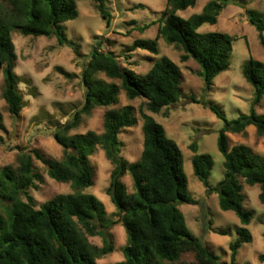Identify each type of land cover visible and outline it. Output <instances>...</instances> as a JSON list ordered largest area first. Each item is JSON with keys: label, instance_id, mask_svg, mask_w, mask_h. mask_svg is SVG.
I'll return each mask as SVG.
<instances>
[{"label": "trees", "instance_id": "obj_1", "mask_svg": "<svg viewBox=\"0 0 264 264\" xmlns=\"http://www.w3.org/2000/svg\"><path fill=\"white\" fill-rule=\"evenodd\" d=\"M96 2L103 18L109 21L111 15L105 0ZM233 2L209 0L201 13L185 19L179 12L195 8L198 0H168L157 38L136 40L131 51L141 49L159 55V40L163 39L183 53V63L190 60L198 63L200 76L209 91L214 80L231 66L234 39L225 33H200L199 30L206 24H217L222 10ZM78 17L74 0H0V67L4 68L5 78L2 96L11 116L20 117L25 108L20 79L15 72L18 55L12 32L19 31L26 37H55L60 46H73L78 51L79 45L68 39L64 27V23ZM247 17L264 46V15L248 10ZM99 75L112 82L100 79ZM243 76L255 92L250 114L229 121L218 107L207 106L225 121L218 139L225 159L223 180L214 188L210 186L214 167L211 156L196 154L192 160L196 177L209 194L218 195L221 210L234 212L241 222L238 237L231 244L232 264H237L240 250L253 240L246 228L252 223L253 214L245 209L241 179L249 186L261 187L259 199L264 204V156L254 154L244 145L231 149L229 144L228 133L242 134L251 126L259 135H264V115L255 110L264 98V63L251 58L244 65ZM83 80L85 106L73 121L62 125L55 133L64 150L62 159L49 161L35 153L46 165L49 177L71 184L74 193L59 194L38 207L30 195V190L36 189V182L40 180L31 153L19 155L17 170L0 169V197L9 203L5 214H0V264H97L114 252L113 236L100 229V226L106 228L104 205L84 193L95 185L90 158L98 149L105 152L113 166L108 194L127 234L125 259L118 264H224L187 226L179 207L198 205V202L188 195L184 154L151 114L141 113L144 143L137 163H130L122 156L124 143L120 140L123 130L137 124L132 106L107 111L101 134L91 131L70 136L71 131L79 127L82 115H90L96 108L117 105L121 91L130 100H147L152 114H160L176 105L183 96L179 66L168 57H162L145 75H137L123 68L113 53H104L96 47L85 67ZM192 149L198 152L197 146L193 145ZM127 175L132 177L133 191L123 182ZM98 236L104 239L103 247L90 242L91 237ZM184 254H192L194 260L183 261Z\"/></svg>", "mask_w": 264, "mask_h": 264}, {"label": "rangeland", "instance_id": "obj_2", "mask_svg": "<svg viewBox=\"0 0 264 264\" xmlns=\"http://www.w3.org/2000/svg\"><path fill=\"white\" fill-rule=\"evenodd\" d=\"M79 17L64 23L67 37L79 45L62 47L58 40L46 37L23 36L12 32V39L18 55L15 70L20 79L19 89L25 101L20 117H13L3 99L4 68L0 67V169L19 168L21 153H31L36 174L40 180L37 188L30 190L38 207L59 194L74 193L71 184L60 183L49 177L46 165L35 153L46 160H61L63 147L55 138L56 131L75 119L86 103V87L83 73L98 47L104 53H113L121 66L133 70L137 75H145L155 62L168 57L182 73L183 96L179 103L164 109L160 114L148 111L147 100H130L121 91L119 103L109 108H96L90 115H82L79 127L71 131L75 134L104 131L105 114L109 110H119L125 106L134 108L137 124L123 130L120 140L124 143L122 156L130 163L140 161L143 152L144 132L142 111L151 114L161 124L167 137L175 141L184 154V170L188 180V195L198 205L183 204L179 207L184 214L189 230L199 238L224 264L231 263V244L237 239L242 227L234 212L221 210L216 193L209 194L196 177L192 160L196 154L212 157L214 167L210 186L216 187L225 176V159L218 147L220 133L225 121L218 118L207 106L218 107L229 121L236 120L252 111L255 97L254 88L243 76L244 65L251 59L264 63V46L259 32L248 20L247 11L254 10L264 15V0H234L222 10L218 23L206 24L199 32L225 33L233 37L231 66L214 80L207 91L200 76L201 67L194 60L181 61L182 52L159 40V55L138 49L131 51L136 40H155L162 24V14L168 0H105L110 20H105L98 10L96 0H74ZM209 0H198L195 8L179 12L188 19L201 13ZM100 44V46H99ZM100 79L110 81L104 75ZM120 84L119 81H114ZM256 112L264 115V98ZM230 148L244 145L254 154L264 156V135L258 134L251 126L242 134L228 133ZM197 146L194 153L192 146ZM94 171L95 185L84 191L96 197L105 207V226L100 229L113 236L114 252L97 261V264H118L124 261L127 234L121 216L108 194L113 166L106 154L98 149L90 158ZM123 182L130 191L134 190L132 177L127 175ZM245 195V209L253 214L252 223L246 228L253 237L252 243L240 250L237 264H264V204L260 202L261 187L249 186L241 179ZM25 200L24 197H22ZM9 203L0 197V214L4 215ZM90 242L104 246L102 237L90 238ZM183 261H192V254H184Z\"/></svg>", "mask_w": 264, "mask_h": 264}]
</instances>
